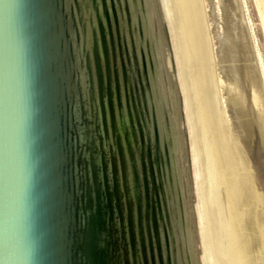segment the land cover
Instances as JSON below:
<instances>
[{"label": "water", "instance_id": "obj_1", "mask_svg": "<svg viewBox=\"0 0 264 264\" xmlns=\"http://www.w3.org/2000/svg\"><path fill=\"white\" fill-rule=\"evenodd\" d=\"M0 264H264L240 0H0Z\"/></svg>", "mask_w": 264, "mask_h": 264}, {"label": "rangeland", "instance_id": "obj_2", "mask_svg": "<svg viewBox=\"0 0 264 264\" xmlns=\"http://www.w3.org/2000/svg\"><path fill=\"white\" fill-rule=\"evenodd\" d=\"M240 5L264 79V0H240Z\"/></svg>", "mask_w": 264, "mask_h": 264}]
</instances>
